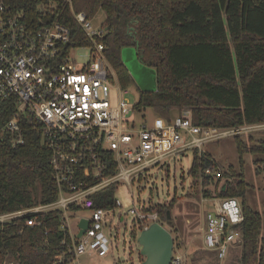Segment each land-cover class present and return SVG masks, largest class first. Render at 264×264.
I'll return each instance as SVG.
<instances>
[{"label":"trees","instance_id":"16d2710c","mask_svg":"<svg viewBox=\"0 0 264 264\" xmlns=\"http://www.w3.org/2000/svg\"><path fill=\"white\" fill-rule=\"evenodd\" d=\"M4 1L22 13L27 28H40L47 16L69 28L68 47L87 44L63 0ZM71 6L89 20L99 11L104 13L105 52L122 89L134 83L122 63L123 49H133L140 64L155 70L156 91H139L135 111L149 109L168 124L187 111L193 125L220 129L263 121L264 0H71ZM14 111V105L0 111V128ZM22 128L21 146L12 148L7 137L0 138V214L58 198L50 151L38 126L33 120L22 121ZM253 137L231 138L240 170L229 166L220 173L227 178L216 196L235 197L240 202V264H264V238H260L264 212L248 204L249 185L243 174L242 156L252 154L256 156L255 173L264 177V138ZM193 151L189 174L197 178L201 171L202 184H207L216 176L202 173L215 165L207 154L199 155L196 148ZM89 181L93 182L92 177ZM196 181L192 184L197 185ZM204 195H209L207 190ZM113 199L114 188H104L94 194V208L112 207ZM172 208L170 201L150 206L149 211H157L165 226L167 211ZM60 217L59 211H52L37 214L33 226L23 219L0 226V264L7 258L18 264H54L61 252H67L62 241L72 245L68 232L60 227Z\"/></svg>","mask_w":264,"mask_h":264},{"label":"built area","instance_id":"2783aa9c","mask_svg":"<svg viewBox=\"0 0 264 264\" xmlns=\"http://www.w3.org/2000/svg\"><path fill=\"white\" fill-rule=\"evenodd\" d=\"M63 2L70 6L87 44L68 47L69 28L47 16L40 28H27L22 13L0 0V111L13 105L15 109L0 128V138L7 137L12 148L23 145L22 121L33 120L50 151L49 164L58 188V198L52 203L1 213L0 226L20 219L33 226L37 224V214L59 211L60 227L68 232L72 245L62 241L67 252H61L54 264H78V259L88 252L97 256L109 252L105 227L123 206L115 198L120 181L131 188L136 174L169 156L191 148L201 150L207 143L264 132V119L220 129L195 126L190 118L176 116L170 124L160 119L161 124L154 128H135L128 122L135 104L130 103L128 89L121 88L106 56L103 27L93 26L85 13L75 12L71 0ZM80 48L89 52L88 59L78 64L73 52ZM111 170L114 172L108 173ZM202 174L220 177V172L211 167ZM107 187L114 188L113 206L94 208V194ZM212 200L213 211L204 215L201 243L203 249L215 252L223 261L231 247L242 242L238 226L243 222V213L235 197ZM132 204L127 214L139 231L151 223H160L157 211H149L142 203L137 208L133 199ZM82 210H88L90 216L77 215ZM74 217L77 224L81 219L88 221L79 239L75 237L78 228H73ZM174 251L171 264H188L186 251Z\"/></svg>","mask_w":264,"mask_h":264},{"label":"rangeland","instance_id":"374dc122","mask_svg":"<svg viewBox=\"0 0 264 264\" xmlns=\"http://www.w3.org/2000/svg\"><path fill=\"white\" fill-rule=\"evenodd\" d=\"M104 13L99 11L91 20L93 26H101ZM102 27V26H101ZM88 49L80 48L73 52V56L78 64L84 63L88 59ZM129 101L136 104L140 88L136 81L128 87ZM115 98V96H112ZM112 100V102H114ZM183 116L189 118V112H183ZM162 121V119H161ZM128 122L139 128L146 125L154 128L161 124L160 117L156 116L151 110L146 109L140 112L134 111L128 117ZM163 122V121H162ZM164 123V122H163ZM254 139L264 138V132L254 135ZM193 148L183 153L172 155L162 160L157 166L149 167L145 171L136 174L132 179L131 188L125 181H120L115 198L123 205L121 210H116V218L105 227V233L109 238V252L104 256H97L88 252L78 259V264H140L143 257L140 255V246L137 244V237L140 231L132 221V216L127 214V210L133 206L145 204L148 207L166 205L173 201V208L170 211L172 225L165 227L172 234L174 247L177 250L186 251L192 261L188 264H240V248L232 246L227 258L219 261L216 253L202 248V228L204 225V215L213 211L212 199L217 198V192L224 185L227 177L221 176L210 180L207 184H202L200 174L197 178L189 174L193 160ZM199 155L207 154L215 165L216 172L224 173L232 166L236 171L240 170L239 155L235 150L231 139L221 140L204 144L201 150L197 149ZM252 154H244L243 174L244 179L249 185L247 193L248 204L256 211L263 213L264 201V177L255 173L254 159ZM229 178V177H228ZM197 180V181H196ZM194 181L197 185L192 184ZM209 195L205 196L204 191ZM190 191L189 194L187 192ZM132 194V197H131ZM210 200V201H209ZM80 217H89L88 210L77 213ZM122 216L123 219L118 217ZM110 224V225H109ZM134 224V225H133ZM73 228L76 230L77 218H73ZM260 238H264V222ZM175 249V251H176ZM174 251V250H173ZM174 251V252H175ZM8 263L18 264L14 259L7 258Z\"/></svg>","mask_w":264,"mask_h":264},{"label":"water","instance_id":"95a60500","mask_svg":"<svg viewBox=\"0 0 264 264\" xmlns=\"http://www.w3.org/2000/svg\"><path fill=\"white\" fill-rule=\"evenodd\" d=\"M121 59L142 92L156 91L155 70L140 64L133 49H123ZM224 188L225 186L222 187V190ZM167 221V226L172 225L169 211H167ZM87 227L88 221L86 219H81L78 222L76 239L85 233ZM137 244L140 246L139 253L143 257L140 264H171L174 239L164 225L157 222L149 224L140 231Z\"/></svg>","mask_w":264,"mask_h":264},{"label":"crops","instance_id":"0c3cea01","mask_svg":"<svg viewBox=\"0 0 264 264\" xmlns=\"http://www.w3.org/2000/svg\"><path fill=\"white\" fill-rule=\"evenodd\" d=\"M210 200H212V198H211ZM210 200H209V201H210ZM202 248H203V247H202Z\"/></svg>","mask_w":264,"mask_h":264}]
</instances>
